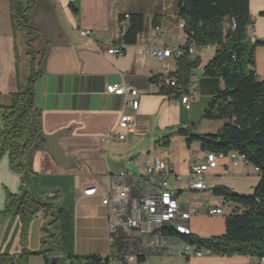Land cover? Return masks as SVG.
I'll return each mask as SVG.
<instances>
[{"label": "crops", "instance_id": "0c3cea01", "mask_svg": "<svg viewBox=\"0 0 264 264\" xmlns=\"http://www.w3.org/2000/svg\"><path fill=\"white\" fill-rule=\"evenodd\" d=\"M70 3L77 7V15L69 8ZM55 5L64 18L65 29L57 15L40 13L36 28L30 26L35 10L29 18L28 27L39 31V35L44 31L48 37L39 76L33 83V101L40 114L44 144L46 139L56 137V146L70 162L62 169L43 146L32 151L31 189L41 202L46 196H56V207L71 212L74 255L101 258L109 255L108 209L101 204L109 179L121 172L144 176L146 163L155 160L167 165L169 184L176 191L180 208L196 211L188 222L191 234L200 238L222 236L224 217L232 211L233 205L214 197L211 190L224 186L235 192L239 187L240 171L233 169L228 159L219 161L215 169L205 174V189H191L190 168L201 162L206 152L201 151L196 142L187 147L184 138L175 134L178 128L190 126L197 135H212L226 123L201 120L210 97L198 92V83L215 49L196 48L193 54L185 56L190 61L198 60L196 67L187 72L181 70L188 80V87L182 93V96H190V108L186 110L179 94H167L166 88L160 86L163 77L179 71V57L172 55L158 62L145 56L146 51L169 48L174 53L185 46L178 0H55ZM248 10L249 31L256 26L255 41L262 42L264 0H249ZM129 14L142 16L143 29L134 44L124 45L122 35L128 28V21L121 17ZM11 15L10 0H0V108L9 105V96L25 86L28 75L26 65L22 69L18 63L15 37L21 28L13 29ZM81 31H90L92 35L82 37ZM140 35H143L142 40ZM119 47L123 50L121 56L107 53ZM255 73L258 80L264 82V46L255 51ZM174 80L177 82L176 78ZM113 84L125 91L138 92L136 110L129 104L130 96L106 94V86ZM123 115L131 120L127 130L118 128ZM117 134L124 135V140H117ZM165 142L167 147L162 146ZM175 176L180 177L178 182ZM20 184V176L10 169L7 155L2 156L0 253L8 255L20 252V223L17 219L11 221L2 212L6 196L18 194ZM88 188H95L98 194L84 196ZM213 209H220L222 215L209 216L208 212ZM42 222L39 215L29 225L26 248L30 252L39 250ZM146 261L147 264L258 263L251 257L184 258L164 252L152 253ZM27 264H44V260L33 255Z\"/></svg>", "mask_w": 264, "mask_h": 264}, {"label": "trees", "instance_id": "16d2710c", "mask_svg": "<svg viewBox=\"0 0 264 264\" xmlns=\"http://www.w3.org/2000/svg\"><path fill=\"white\" fill-rule=\"evenodd\" d=\"M248 5L249 0H178V16L186 37L182 49L186 51L191 44L197 49H215L198 83V92L210 97L201 120L226 123L212 135H197L190 126L178 128L175 134L184 138L187 147L196 142L206 153L227 155L234 152L244 156L247 164L258 170V183L250 196H241L224 186L212 188L214 197L233 205L232 211L224 217L222 236H184L168 228H163L162 234L212 256L259 260L264 259V82L259 81L255 73V51L264 46V41L251 43L249 39ZM10 6L13 29L33 30L38 38L39 31L28 27L34 0H26L25 4L23 0H10ZM69 8L77 15L73 3ZM127 21L128 28L122 35L124 45L134 44L143 29L141 15L129 14ZM178 64L179 71L168 75L177 79L176 86L166 91L182 96L188 80L181 70L187 72L196 67L198 60L190 61L184 56L178 59ZM32 68L25 86L9 96L8 106L0 108V158L7 155L10 169L20 176L21 182L18 194L6 196L2 212L11 221L17 219L20 223V252L15 255L0 253V264H27L33 255L42 257L44 264H49L53 258L58 259V264H110L108 259L97 256H75L71 212L56 207V196H46L41 202L32 193L30 153L40 150L45 141L40 114L33 101V83L39 76V69L35 72ZM167 145V142L162 144L163 147ZM39 212L45 218L40 229L39 250L30 252L26 248L28 228ZM145 260L139 256L135 264Z\"/></svg>", "mask_w": 264, "mask_h": 264}, {"label": "built area", "instance_id": "2783aa9c", "mask_svg": "<svg viewBox=\"0 0 264 264\" xmlns=\"http://www.w3.org/2000/svg\"><path fill=\"white\" fill-rule=\"evenodd\" d=\"M128 20V15H124ZM183 26V22L181 21ZM158 28H155L157 31ZM80 36L91 37L90 31H81ZM143 39V35H140ZM251 43L255 42L253 31H249ZM193 44L187 50L177 49L174 53L169 48L161 50L146 51L145 56L153 57L158 62H162L172 55L184 57L191 55L195 51ZM110 55L121 56L122 48H111L107 51ZM162 88H173L176 81L172 77L165 76L160 80ZM105 92L108 95L118 97L130 96L129 104L133 109L138 107V92L127 90L117 84L107 85ZM197 93V92H196ZM195 93V94H196ZM180 102L186 110L190 108V96L183 95ZM131 120L128 116H121L118 128L127 130ZM116 139L124 140V135L117 134ZM228 159L231 167L235 169L239 165H248L244 156L237 153L227 155L221 153L207 152L203 160L190 168L189 185L193 190H204L205 174L218 166L219 161ZM255 174L258 173L254 169ZM169 170L167 165L161 160L146 163L144 176H129L121 172L112 175L109 179L107 191L102 197L101 204L108 209V243L110 253L105 259L110 264H135L139 256L145 259L152 253L164 252L184 258H201L209 255L208 252L198 251L193 246L184 241L168 237L162 234L163 228H168L178 234L191 235L188 222L196 213L194 209H181L177 202L176 191L169 184ZM176 182L180 177H174ZM84 196L98 194L95 188H88L84 191ZM209 216L222 215L220 209H213L208 212ZM147 264L145 260L144 263ZM257 264H264V259H259Z\"/></svg>", "mask_w": 264, "mask_h": 264}, {"label": "rangeland", "instance_id": "374dc122", "mask_svg": "<svg viewBox=\"0 0 264 264\" xmlns=\"http://www.w3.org/2000/svg\"><path fill=\"white\" fill-rule=\"evenodd\" d=\"M24 4L26 0H23ZM36 4V5H35ZM34 15L31 16L30 26L35 27L37 23V16L40 13L43 14H53L57 15L60 24L65 29V22L60 10L55 5V0H34ZM36 28V27H35ZM42 28V27H41ZM39 28V29H41ZM48 26L46 25V30L48 31ZM255 35L257 36L258 28L255 26L253 29ZM36 37V33L33 30L21 28L16 35V46L18 49V63L23 68L28 69V75L25 78V82L28 79L30 69L32 68L35 72L39 69L38 64L42 63V54L45 50V42L48 39L47 35L44 34V31ZM33 64V66H32ZM39 67V68H38ZM235 169L240 171V181L237 183L239 187L235 188V192L241 196H250L253 194V191L258 183V176L253 171V167L250 165H239ZM41 215L43 218L42 224H44V214L39 212L35 217ZM32 219V221L35 219ZM31 221V223H32Z\"/></svg>", "mask_w": 264, "mask_h": 264}, {"label": "water", "instance_id": "95a60500", "mask_svg": "<svg viewBox=\"0 0 264 264\" xmlns=\"http://www.w3.org/2000/svg\"><path fill=\"white\" fill-rule=\"evenodd\" d=\"M55 142L56 137L52 139H46V143L43 145V150L50 155V157L59 167L66 169V165L70 162V160L64 158L61 150L56 146ZM49 264H58V259H51Z\"/></svg>", "mask_w": 264, "mask_h": 264}]
</instances>
